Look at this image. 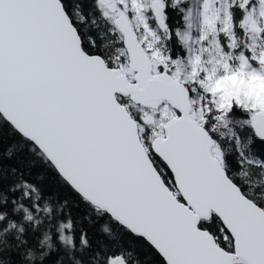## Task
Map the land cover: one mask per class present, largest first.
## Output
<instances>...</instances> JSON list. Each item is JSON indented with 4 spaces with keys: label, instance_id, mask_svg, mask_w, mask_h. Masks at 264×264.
<instances>
[{
    "label": "snow or ice",
    "instance_id": "1",
    "mask_svg": "<svg viewBox=\"0 0 264 264\" xmlns=\"http://www.w3.org/2000/svg\"><path fill=\"white\" fill-rule=\"evenodd\" d=\"M0 264H264V0H0Z\"/></svg>",
    "mask_w": 264,
    "mask_h": 264
}]
</instances>
